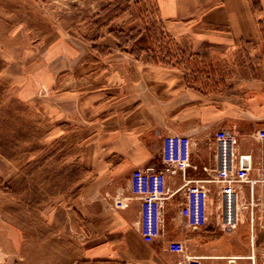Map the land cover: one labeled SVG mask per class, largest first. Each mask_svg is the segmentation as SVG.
<instances>
[{"label":"crops","instance_id":"0c3cea01","mask_svg":"<svg viewBox=\"0 0 264 264\" xmlns=\"http://www.w3.org/2000/svg\"><path fill=\"white\" fill-rule=\"evenodd\" d=\"M127 1L154 3L165 32L178 43L187 41L202 58L209 51L216 68L193 78L175 63L132 55L112 31L129 22V9L88 38L50 20L48 8L41 9L44 23L36 24L38 0H0V13H7L3 18L12 28L49 30L40 55L30 56L39 68L26 73L17 95L52 124L42 139L66 140L74 133L71 139L83 147L79 160L90 173L71 204L48 207L41 200L23 224L0 217V264H188L191 257L227 264L232 256L238 264H264L254 242L264 227V183L234 186L238 220L227 227L221 185L210 180L221 130L234 140L235 156L252 155L250 176L261 177L264 0ZM171 133L191 138L185 170L162 156L164 137ZM135 168L161 170L167 177L162 232L149 243L140 233L141 199L130 190ZM187 179L206 180L204 226H190L181 212ZM119 199L128 206L116 207ZM172 242L183 243L184 252L170 250Z\"/></svg>","mask_w":264,"mask_h":264},{"label":"rangeland","instance_id":"374dc122","mask_svg":"<svg viewBox=\"0 0 264 264\" xmlns=\"http://www.w3.org/2000/svg\"><path fill=\"white\" fill-rule=\"evenodd\" d=\"M38 3L32 13L36 24L44 23L41 9L48 8L50 20L58 19L66 29L88 38L99 36L106 25L115 22L121 14L119 7L127 8L133 16L125 24L123 36L137 37L126 45L127 49H144L141 51L144 58L175 63L193 78L216 68V58L211 59L209 51L202 58L200 53L190 50L187 41L178 43L169 38L154 3L131 5L124 0L115 5L108 0H38ZM3 16L7 13H0V217L4 223L12 220L23 224L25 213L35 212L33 208L40 207L41 200L48 207L60 201L71 204L90 173L79 160L83 147L71 139L74 133H69L66 140L42 139L52 124L44 122L17 95L26 73L39 68L31 64L30 56L40 55L43 47L40 41L49 30L12 28L13 23ZM260 228V236L254 242L257 259L262 261L264 227Z\"/></svg>","mask_w":264,"mask_h":264},{"label":"built area","instance_id":"2783aa9c","mask_svg":"<svg viewBox=\"0 0 264 264\" xmlns=\"http://www.w3.org/2000/svg\"><path fill=\"white\" fill-rule=\"evenodd\" d=\"M263 142L262 169L260 178H252L251 171L254 162L251 154L235 156L234 140L225 130L216 134V174L210 179L221 185V205L223 223L233 227L238 220V194L235 190L237 183L249 182L253 188L256 182L264 183V130L259 133ZM162 156L165 162L185 170L190 164L191 138L188 135L171 133L164 137ZM206 180L185 181V202L182 214L192 227L204 226L208 221V191L202 182ZM131 192L141 199L140 233L145 242H152L162 232V206L167 198V177L161 170L151 168H135L130 179ZM116 207L125 208L128 204L119 199ZM264 209V202H263ZM170 250L184 252L181 242H172ZM188 264H202L200 257H191ZM227 264H238L237 257L232 256Z\"/></svg>","mask_w":264,"mask_h":264},{"label":"trees","instance_id":"16d2710c","mask_svg":"<svg viewBox=\"0 0 264 264\" xmlns=\"http://www.w3.org/2000/svg\"><path fill=\"white\" fill-rule=\"evenodd\" d=\"M119 0H115L112 4L113 5H115L117 2H118ZM124 1H126L127 3H129L127 0H124ZM130 4V3H129ZM118 9H120L121 10V13L122 12H124V11H126V10H128L127 8H125V9H121L120 7L118 8ZM107 26V25H106ZM124 29H125V25H123L120 29H116V28H112V31H116L117 33H118V35H119V37H120V39H121V41H122V45H127L130 41H132V40H134V39H137V37L136 36H134V37H130V36H128V39H125L124 38V36H123V34H124ZM134 29H132L131 30V32L133 31ZM138 34H140V32H137ZM169 38L171 39V40H173L170 36H169ZM142 42V41H141ZM141 51H144V49H140V50H135V49H131L130 50V53L132 54V55H134V56H136L137 58H139V59H145V60H147V61H149V62H151V63H156V64H160V63H167L166 61H161V60H158V58H144L142 55H141Z\"/></svg>","mask_w":264,"mask_h":264}]
</instances>
